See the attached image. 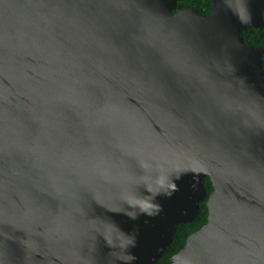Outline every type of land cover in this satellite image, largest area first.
Returning <instances> with one entry per match:
<instances>
[{
    "label": "water",
    "instance_id": "water-1",
    "mask_svg": "<svg viewBox=\"0 0 264 264\" xmlns=\"http://www.w3.org/2000/svg\"><path fill=\"white\" fill-rule=\"evenodd\" d=\"M0 0V264H264V0Z\"/></svg>",
    "mask_w": 264,
    "mask_h": 264
},
{
    "label": "trees",
    "instance_id": "trees-1",
    "mask_svg": "<svg viewBox=\"0 0 264 264\" xmlns=\"http://www.w3.org/2000/svg\"><path fill=\"white\" fill-rule=\"evenodd\" d=\"M213 7V0H179L177 8L174 12L177 13L182 9L191 8L199 11L202 15H209L211 14ZM242 37L248 46L264 48V29L259 30L255 28H249L243 32ZM205 188L207 191V198L200 204L198 216L193 222L178 226L172 244L166 250L164 256L158 261L157 264H170L171 257L185 247L188 237L192 233L200 230L208 222L209 208L207 205V200L214 190L212 181L209 177H207L205 180Z\"/></svg>",
    "mask_w": 264,
    "mask_h": 264
}]
</instances>
